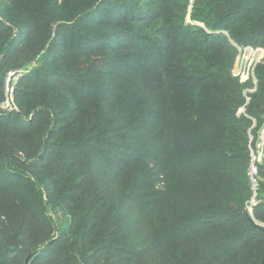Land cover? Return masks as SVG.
Wrapping results in <instances>:
<instances>
[{
  "label": "trees",
  "instance_id": "obj_1",
  "mask_svg": "<svg viewBox=\"0 0 264 264\" xmlns=\"http://www.w3.org/2000/svg\"><path fill=\"white\" fill-rule=\"evenodd\" d=\"M0 6V264H262L264 0Z\"/></svg>",
  "mask_w": 264,
  "mask_h": 264
},
{
  "label": "rangeland",
  "instance_id": "obj_2",
  "mask_svg": "<svg viewBox=\"0 0 264 264\" xmlns=\"http://www.w3.org/2000/svg\"><path fill=\"white\" fill-rule=\"evenodd\" d=\"M0 17H2L1 13H0ZM254 47L257 49V52L259 53L260 59L259 60L254 59L253 64L251 65L249 70L241 71V68L237 66V59L239 58L238 49H237V56H236V60L234 63L233 70H232L233 76H235V74H237V73H240V75H244L246 77L248 76L247 82H249V81L253 82L254 87L252 88V90L251 89L249 90V93H253L257 89L258 79L256 77L255 70H256L257 65L259 63H261L264 59V47L261 45L254 46ZM36 65H37V60L33 61L26 68L22 69V74L17 75L16 77L12 78L13 82H11V84L15 85V87H16V85H17L16 83L18 82L21 75H23L24 73L30 72L31 70L34 69V67H36ZM234 72H235V74H234ZM7 74L5 75L4 87H3L4 100L0 101V109L1 108L7 109L6 108V106H7L6 100L8 99V102H9V99L10 100H11V98L14 99V94L10 95L9 90L7 91V83H6ZM235 77L239 78L238 76H235ZM14 93H15V91H14ZM249 98L250 97H248V100H249ZM9 103H8V105H9ZM247 103H248V101H247ZM244 112H245V107L243 106L242 108H240L239 113H244ZM251 129H252V131L254 129V132L256 131V133H257L256 134L257 136H253V134H251V141L253 140V143L251 146L252 165L250 168L252 182H253L254 186L257 187L258 185H257L256 179H254V175L257 173V170L255 173L253 171V167H256L257 161H263V158H264V124L258 128L257 122L255 121L253 123ZM254 204H256L255 199L252 201V205H254ZM252 205L248 206L247 211H248L250 218L254 219L253 218ZM50 211L52 212L51 215H52V217L56 223L63 224L67 220V216L65 215V213L62 210L52 208V210H50ZM260 227H264V224H261ZM28 259L30 260V257H28Z\"/></svg>",
  "mask_w": 264,
  "mask_h": 264
},
{
  "label": "built area",
  "instance_id": "obj_3",
  "mask_svg": "<svg viewBox=\"0 0 264 264\" xmlns=\"http://www.w3.org/2000/svg\"><path fill=\"white\" fill-rule=\"evenodd\" d=\"M236 48L238 49L239 58L237 59V66L241 68V71L249 70L251 65L253 64V60H259L260 56L257 52V49L253 45H237L235 44ZM22 74V70H12L9 71L6 78L7 83V91L9 90L10 95L14 94L15 91V85H12L11 82H13L12 78L16 77L17 75ZM235 74V72H234ZM235 76H238L239 79L242 82H247L248 76L240 75V73L235 74ZM252 90V89H251ZM11 97V96H10ZM10 102V103H9ZM6 100V108L8 110H15L18 111V106L15 103V100L11 98ZM9 103V105H8ZM256 167H253V171L256 173Z\"/></svg>",
  "mask_w": 264,
  "mask_h": 264
},
{
  "label": "water",
  "instance_id": "obj_4",
  "mask_svg": "<svg viewBox=\"0 0 264 264\" xmlns=\"http://www.w3.org/2000/svg\"><path fill=\"white\" fill-rule=\"evenodd\" d=\"M261 229L264 230V227H261ZM28 261H29V259L27 260V263L26 264L29 263ZM262 264H264V258H263Z\"/></svg>",
  "mask_w": 264,
  "mask_h": 264
}]
</instances>
